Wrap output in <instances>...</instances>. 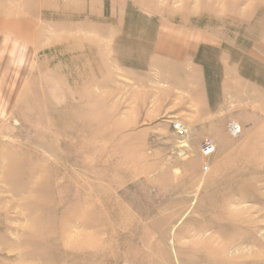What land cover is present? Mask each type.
I'll return each instance as SVG.
<instances>
[{"label": "rangeland", "instance_id": "obj_1", "mask_svg": "<svg viewBox=\"0 0 264 264\" xmlns=\"http://www.w3.org/2000/svg\"><path fill=\"white\" fill-rule=\"evenodd\" d=\"M0 264H264V0H0Z\"/></svg>", "mask_w": 264, "mask_h": 264}, {"label": "built area", "instance_id": "obj_2", "mask_svg": "<svg viewBox=\"0 0 264 264\" xmlns=\"http://www.w3.org/2000/svg\"><path fill=\"white\" fill-rule=\"evenodd\" d=\"M216 150V144L210 139L205 140L201 145V152L203 155L209 156Z\"/></svg>", "mask_w": 264, "mask_h": 264}]
</instances>
